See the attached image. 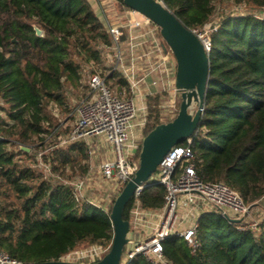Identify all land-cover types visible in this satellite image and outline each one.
<instances>
[{"label": "trees", "instance_id": "1", "mask_svg": "<svg viewBox=\"0 0 264 264\" xmlns=\"http://www.w3.org/2000/svg\"><path fill=\"white\" fill-rule=\"evenodd\" d=\"M161 1L193 29L210 22L216 0ZM232 1L264 9V0ZM115 2L129 9L123 0ZM151 23L171 52L159 27ZM33 25L41 29L40 35ZM213 27L204 107L190 136L192 162L203 181H221L251 205L264 196V17L227 14ZM113 45L90 0H0V112L5 113L0 115V251L11 259L57 260L81 244L110 247L109 213L125 182L103 207L76 197L69 183L43 179L20 160L28 156L27 146L42 142L60 125L45 105H63L64 80L77 85L82 64L97 63L101 48ZM114 76L103 77L107 82ZM118 82L128 84L123 77ZM154 94L146 95L144 135L173 119L180 103L178 98L176 111L164 115L159 94ZM85 148L75 142L58 149L52 169L72 164ZM164 195L162 185L151 184L137 200L141 208L156 210L163 206ZM134 202L132 196L123 211L129 221ZM194 238L190 245L182 236L169 234L162 243L164 257L173 264H264V217L248 225L228 220L212 206L198 215ZM127 246L120 264H151L141 253L124 259Z\"/></svg>", "mask_w": 264, "mask_h": 264}, {"label": "built area", "instance_id": "2", "mask_svg": "<svg viewBox=\"0 0 264 264\" xmlns=\"http://www.w3.org/2000/svg\"><path fill=\"white\" fill-rule=\"evenodd\" d=\"M135 13H137L135 10L128 9L129 16ZM145 20L150 21L147 17ZM130 23L138 24L134 19ZM205 26L206 24L202 28L195 27L191 31L208 51L211 42ZM107 29L114 45L118 46L122 34L120 28L107 23ZM88 86V95L77 105L74 122L61 141L66 144L83 142L87 145L91 139L102 137L110 145L111 153L98 164L97 171L104 181L119 187L133 175L139 165L137 153L144 136L142 131L145 125L146 105L133 97L123 98L113 93L105 78L97 72L89 76ZM174 90L175 93L178 92L175 87ZM139 113L143 115L140 119ZM190 143L189 137L186 143L172 146L158 164L155 174L150 176V180L136 187L133 194L135 202L129 221L130 229L132 227L143 229L148 222L145 215L154 214L156 221L149 225L150 231L146 237L131 243L132 246L126 250L124 259L141 253L151 264H173L163 255V240L169 234H178L188 244H195L194 233L198 217L195 215V204L199 197L234 218L236 217L233 213L241 215L248 209L249 205L243 202L237 191L221 181H203L197 175L192 162L193 152ZM88 152H92L90 148ZM69 184L74 195L79 197L85 186L84 179L78 178L73 184ZM151 184H160L165 188L164 204L160 209L148 210L139 206L137 198L140 191ZM183 222L187 225L179 227ZM107 251L108 247L93 244L88 249L71 250L61 259L92 261ZM13 262L19 261L9 258L5 252L0 251V264Z\"/></svg>", "mask_w": 264, "mask_h": 264}, {"label": "rangeland", "instance_id": "3", "mask_svg": "<svg viewBox=\"0 0 264 264\" xmlns=\"http://www.w3.org/2000/svg\"><path fill=\"white\" fill-rule=\"evenodd\" d=\"M247 13L264 17V9H250L244 3H235L232 0H223L220 2L216 0L214 13L210 22L206 24L205 29H207L208 35H210V31L214 28L213 26L217 24L222 16L227 14L245 15ZM138 15L143 17L140 13ZM137 49L138 47L134 46L131 48L121 41L118 46L113 45L109 48H101V57L97 63L90 62L82 64L80 79L77 85L71 86L64 80L63 105L54 101H48L45 105L46 110L60 125H58L57 130H54L52 134L49 133L42 142L37 139L30 147L27 146L29 154L28 156H21L20 163L30 166L34 171L40 173L43 179L53 182L61 181L67 184H73L78 178H83L85 186L81 190L82 196L78 193L79 197L99 206L107 207L116 193L118 186L104 181L97 171L98 164L111 153L110 145L102 137L91 139L89 144L86 145L85 153L75 156V161L72 164L59 166L57 169H52V167L58 163V149H66L68 147V144L61 140L66 137L68 130L74 122L77 105L88 95V79L92 73L97 72L102 76L113 73L115 76L107 81L113 93L123 98H131L133 96L130 84L120 86L118 81L121 77L127 81L130 74L136 79L138 73H143L144 69L137 67L135 60L131 61L130 54ZM156 93L159 94L158 107L164 115L173 114L177 109L178 98H180L178 92L162 90ZM142 97L139 99V102L146 105V96L144 98ZM141 99H144V102ZM0 104H2L1 100ZM0 115L4 117L5 113L0 112ZM142 116V113H139L138 118L140 119ZM88 148L91 149V153L88 152ZM233 214L236 218H239V221L248 225H255L264 217V196L249 205L244 214ZM149 231V228L145 231L142 228L135 229L132 227L128 233L133 239H139L146 237ZM92 245L81 244L73 250L88 249ZM130 246H132L131 243L128 244L127 249Z\"/></svg>", "mask_w": 264, "mask_h": 264}, {"label": "water", "instance_id": "4", "mask_svg": "<svg viewBox=\"0 0 264 264\" xmlns=\"http://www.w3.org/2000/svg\"><path fill=\"white\" fill-rule=\"evenodd\" d=\"M131 9L147 17L158 27L175 59L174 85L180 103L176 116L157 124L141 139L138 153L139 165L116 195L109 217L113 238L108 251L95 261H72L65 259L37 262H13L4 264H120L125 245L134 242L129 236L130 222L123 218V211L136 187L148 182L158 164L172 146L189 138L200 124L204 107V94L208 83V54L196 34L186 27L161 0H123ZM35 33L41 29L33 25ZM224 217L237 222L221 208Z\"/></svg>", "mask_w": 264, "mask_h": 264}, {"label": "crops", "instance_id": "5", "mask_svg": "<svg viewBox=\"0 0 264 264\" xmlns=\"http://www.w3.org/2000/svg\"><path fill=\"white\" fill-rule=\"evenodd\" d=\"M90 2L106 25L110 23L120 28L122 37L119 43L120 41L124 42L131 48L138 47L136 51L130 54L131 61L135 60V65L144 70L143 73L137 74L136 79L133 78L132 74L127 78L133 93L132 97L139 101L142 96L144 98L147 94L162 90L175 91V59L173 54L160 43L156 26L151 21H146L144 16L140 17L138 12L129 16L128 9L118 8L115 0H90ZM133 19L138 22L137 25L130 23ZM141 100L144 102V99ZM211 208L212 204L199 197L195 204V215L198 216L202 211ZM145 219L148 221L143 228L146 231L149 225L156 221V216L154 214L145 215ZM186 225L183 222L179 227Z\"/></svg>", "mask_w": 264, "mask_h": 264}]
</instances>
